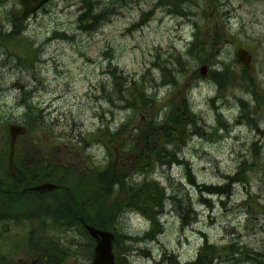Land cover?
Returning a JSON list of instances; mask_svg holds the SVG:
<instances>
[{
	"label": "rangeland",
	"instance_id": "rangeland-1",
	"mask_svg": "<svg viewBox=\"0 0 264 264\" xmlns=\"http://www.w3.org/2000/svg\"><path fill=\"white\" fill-rule=\"evenodd\" d=\"M93 1L98 3V11L107 13L93 28H85L79 20L83 15L80 0L54 1L24 26L10 22L13 13H21L16 0L0 3V176L7 167V124H24L23 101L35 107L39 116H28L35 130L20 143L22 148L29 150V141H34L37 144L32 150L40 148L37 151L42 160L72 165L87 177L92 169L102 171L119 163L128 149L114 142L108 145L107 155L104 145L92 140L99 130H117L130 114L104 102L102 89L113 86L112 69L126 80L143 77L158 101L157 109L163 108L161 118L168 111L165 105L170 98L188 96L205 125L204 135L191 138L181 150L180 164L157 166L147 177L168 196L188 200L191 212L187 216L196 217L183 228L179 213L167 204L153 240L120 244L121 264H170L172 259L177 264H192L204 239L218 247L232 246V253L237 254L222 257L215 264H252L245 258L258 260L260 256L264 262V138H256L246 121H236V98L246 96L238 90L240 85L211 103L217 88L207 76L222 64L231 65L239 74L241 67L234 61L236 51L242 48L252 55L251 75L264 98V0H192L182 18L169 14L163 0ZM194 32L198 41L206 44L205 52L175 60L178 54H185ZM13 34L16 36L11 37ZM61 34L66 39L55 37ZM162 66L169 70L165 78L159 70ZM201 66L208 68L205 77L195 75ZM174 79V85L168 83ZM257 117L255 123L264 132V116ZM214 128L219 130L216 134ZM254 141L258 150L252 147ZM254 155L262 161H257L247 182L232 185L228 197L208 196L201 188L198 191L189 185L187 170L199 187H224L226 177L233 176L242 162L256 163ZM120 165L124 167L122 161ZM133 178L141 180L140 176ZM83 182L82 175L73 180L70 193L90 192ZM39 204L32 208L37 216L32 224L37 242L46 228L48 236L59 235L54 231L59 223L42 218L44 211ZM248 211L254 218L247 223ZM11 224L0 223V228L4 225L9 229ZM149 229L150 224L141 216L127 213L119 221L118 234L140 238ZM28 233V226L20 228L21 250ZM5 238V232H0V244ZM71 238L73 233H62L65 243ZM80 238L74 236V241ZM77 242L81 246L75 250L76 257L65 264H88L90 243L86 238ZM3 256L6 253L0 249Z\"/></svg>",
	"mask_w": 264,
	"mask_h": 264
},
{
	"label": "trees",
	"instance_id": "trees-1",
	"mask_svg": "<svg viewBox=\"0 0 264 264\" xmlns=\"http://www.w3.org/2000/svg\"><path fill=\"white\" fill-rule=\"evenodd\" d=\"M162 3L167 9L169 8V14L182 18L186 16L184 11L187 9L186 5L191 4L192 0H163ZM97 6L98 3L93 0H80V10H82L83 15L79 20L84 23L85 28L95 27L97 22H100L99 18L103 19L107 15L106 10L98 11L96 9L98 8ZM205 49L206 44H201L194 33L193 41L188 45L185 54H178L175 60H180L182 57H191L195 52L200 56L205 52ZM231 67V65L222 64L220 68L208 74V78L217 88L216 97L211 100V103L223 98L229 91L232 93L230 90L234 89L232 86L239 84L238 90L243 91L246 96L245 98L244 96L236 98L239 111L236 121L238 123L243 120L246 121L255 131L256 138L263 139L264 132L259 130L255 121L258 118L257 116H264V98L261 97L254 76L249 75L248 71L242 68L240 73L236 74ZM159 70L163 78L169 72L166 66L160 67ZM109 75L113 79V86L107 90L102 89L104 94L102 100L114 110L129 109L134 113L148 110L150 115V111L158 106L157 99L153 94L149 93V88L145 86L143 77L138 80H126L122 76H118L116 69L110 70ZM195 75L199 77L197 70ZM168 83L174 85L175 79ZM168 103L165 106L168 111L165 112L162 118L160 117V120L157 113L148 116L144 124L134 130L132 137L127 136V143L121 142V146L128 149L129 152L127 155L125 154L128 156L126 159L128 164L124 168H121L119 164H114L107 165L102 171L90 173L88 177L86 173H83L82 180L86 182L83 183L88 188L87 191L90 192L81 194L72 192L59 193L60 196L57 195L50 203L39 202L41 210L44 213H57V222L67 228V233L71 230L80 231L81 225L78 219H82L85 223L97 229L113 231L116 239L121 241V244L128 241L144 243L153 240L154 234L160 231V216L163 214L167 204L172 205L174 211L179 213L183 228L190 226L196 215L193 214V219L188 218L187 214L191 212L189 201L174 194L168 196L157 182L147 178L157 166L161 167L173 163L180 164L178 160L179 154L187 142L191 138L204 135L205 125L201 124V118L195 114L188 96H182L177 99L172 97ZM218 131L217 128L213 130L215 134ZM121 136L120 132L110 135L109 129L99 130L97 138L92 141L101 142L106 153H108V145L114 143L113 139L115 137L119 139ZM257 143V141L252 143V147L255 150H258ZM252 160H255L256 163L248 164L249 166L246 162H242L237 172L227 178L228 183L224 187H199L194 183L188 170L187 179L191 184L197 186L198 191L201 188L203 193L208 196H230L232 194V185L247 182L249 174L254 173L253 169L262 161V158L258 156L256 159L254 155ZM37 162V166L47 165L52 166V169L29 173L27 178L21 173L20 184L22 186H32L43 181L53 182L58 185H71L73 180L77 177L80 178V173L72 165L66 169H57L59 165L45 163L39 158H37ZM118 167L120 168L119 170ZM94 173L96 176H94ZM134 176H140L141 180L136 182L133 179ZM113 192H115L114 195ZM32 197L30 194L26 199L22 198L21 213L34 212L32 208H34L36 201H33ZM185 210L188 211L184 215ZM126 213L140 214L150 223L151 228L143 238L135 239L117 235L119 221ZM253 217L254 213L248 211L246 222L251 221ZM70 244L74 245L73 242H70ZM60 245L59 243H54V247L44 253V264H61L64 261L65 254L60 249ZM232 248V246L218 247L204 239L193 264H215L222 257H229L230 254V256L235 254L232 253ZM245 260L250 261L252 264H264L262 256L258 260L248 259L247 257ZM170 264L177 263L172 259Z\"/></svg>",
	"mask_w": 264,
	"mask_h": 264
},
{
	"label": "water",
	"instance_id": "water-1",
	"mask_svg": "<svg viewBox=\"0 0 264 264\" xmlns=\"http://www.w3.org/2000/svg\"><path fill=\"white\" fill-rule=\"evenodd\" d=\"M2 2H5L6 0H1ZM49 0H19L21 3L24 14L22 18H25L28 14L36 11L39 7L44 5ZM237 59L239 62H241L245 67H249L251 58L249 55L243 51L239 50L237 52ZM202 74H205L206 69L203 68ZM24 130L19 127L12 126L9 128V135L11 138L10 142V155L8 158V165H9V173L12 175V163H13V152H14V143L16 138L23 134ZM57 190V187L51 184H45L39 187L31 188L30 191L34 192L36 194L42 193V192H52ZM86 229L89 233V235L96 241L97 246L95 248V255H94V261L93 264H113V256L111 254L112 245L111 242L113 240L112 235L108 233H103L94 230L91 227L86 226Z\"/></svg>",
	"mask_w": 264,
	"mask_h": 264
},
{
	"label": "flooded vegetation",
	"instance_id": "flooded-vegetation-1",
	"mask_svg": "<svg viewBox=\"0 0 264 264\" xmlns=\"http://www.w3.org/2000/svg\"><path fill=\"white\" fill-rule=\"evenodd\" d=\"M12 187V189H11ZM7 189V191L5 190ZM20 200V181H19V176L16 178V180L12 183V186L8 183H0V204L1 205H6L7 208H1V219H7L8 223H10L11 219H13V216H11V212H10V202L12 204H14V206L16 207V204L19 202ZM14 207V208H15ZM15 215V214H13ZM13 222H15V220H13ZM9 225V224H8ZM8 226H6L4 228V232L6 235V239L8 241V243H10V241L14 244L15 243V234L14 232L12 233V237L10 236V226L9 229L7 228ZM3 229V226L1 228V231ZM13 230L18 231L19 233V227L15 226V224H13ZM19 263V261H18Z\"/></svg>",
	"mask_w": 264,
	"mask_h": 264
},
{
	"label": "bare ground",
	"instance_id": "bare-ground-1",
	"mask_svg": "<svg viewBox=\"0 0 264 264\" xmlns=\"http://www.w3.org/2000/svg\"><path fill=\"white\" fill-rule=\"evenodd\" d=\"M187 175V174H186ZM226 178H228V177H226ZM188 180V179H187ZM227 181H228V179H226ZM189 185L190 186H192L193 188H195V189H197L196 187H195V185L194 184H191V182L189 183ZM225 197H228V196H225ZM254 218V217H253Z\"/></svg>",
	"mask_w": 264,
	"mask_h": 264
}]
</instances>
